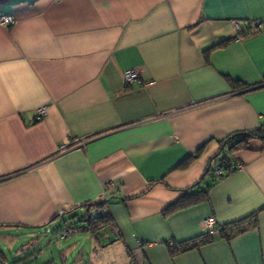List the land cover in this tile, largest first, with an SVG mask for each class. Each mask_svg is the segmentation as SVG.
<instances>
[{"label": "crops", "instance_id": "crops-1", "mask_svg": "<svg viewBox=\"0 0 264 264\" xmlns=\"http://www.w3.org/2000/svg\"><path fill=\"white\" fill-rule=\"evenodd\" d=\"M4 14L0 230L31 237L20 264H264V138L231 154L235 171L206 174L219 141L264 123V0H0ZM196 184L207 200L166 211ZM96 202L108 219L86 228Z\"/></svg>", "mask_w": 264, "mask_h": 264}, {"label": "trees", "instance_id": "trees-1", "mask_svg": "<svg viewBox=\"0 0 264 264\" xmlns=\"http://www.w3.org/2000/svg\"><path fill=\"white\" fill-rule=\"evenodd\" d=\"M259 23L262 24L263 22L262 23L261 22H255V26H257V24H259ZM258 30H260V29H258ZM258 30H255V31H258ZM250 33H251V27L248 26L243 31H240L236 36L222 40V41L210 46L209 48L205 49L203 52L205 59H207V54L211 49L217 48V47H222L225 44H227L230 40L235 39L238 36L244 37ZM226 80L232 86H240L241 85V82H239L238 80L234 81V80H231L229 78H226ZM256 138L257 139H263L264 138V123L258 127L250 129V130L233 132L232 134L228 135L223 140L219 141L218 152L216 153V155L212 158V160L208 164L206 174L210 173V175H212V177L214 179H218V178L224 177L225 175H228L229 173L235 171L237 169L236 168L237 162L233 160L231 154L238 151V150L248 148L249 140L256 139ZM202 148H203V145L198 147L194 151L193 154H191L190 156L185 158L181 164L176 166V168L186 167L189 160H191L192 158H194L200 154V152L202 151ZM215 169H219V171H220L219 175H216L214 173ZM198 184L192 186V188L198 187ZM208 187L209 186L206 185L202 189L198 187L193 192L184 193L182 198H180L174 204L168 206L166 211H168V212L174 211L176 209H180L182 207L189 206V205H195L197 203H201V202L207 200V198H208ZM101 205H102V203H100V202L83 205V207L85 208V215H84L83 219L85 220L86 223H88V224H86L87 225L86 228L95 227L98 223H103L104 221H106V219H108L107 214H105V215L102 214V215H99L97 217H92L88 214V212L90 210L89 207L101 208ZM254 215L255 214L253 213L250 216H247L241 220H238V221L233 222L231 224L222 226L221 230L219 231L220 236L225 238V239H229V238H231L237 234L242 233L247 228H249L253 224V222H255V220H254L255 216ZM60 227H63V225ZM76 228L77 227L74 226L72 229H76ZM212 240H213L212 235L203 234L202 236L197 237L195 239H191V240L184 241V242H172L170 245L169 244H167V245H168V249H169L170 254L175 255V254H178L180 252L187 251V250H190L192 248H196L197 246H199L201 244L209 243Z\"/></svg>", "mask_w": 264, "mask_h": 264}, {"label": "rangeland", "instance_id": "rangeland-1", "mask_svg": "<svg viewBox=\"0 0 264 264\" xmlns=\"http://www.w3.org/2000/svg\"><path fill=\"white\" fill-rule=\"evenodd\" d=\"M82 213L85 214V212ZM20 234L21 231H15V229L0 230V264L5 262L8 264H20L22 258H28V253L32 254L31 245H29L31 237H24ZM43 251L44 253L47 252V248L43 249ZM42 261L43 259L39 258L36 263L30 261L27 264H39Z\"/></svg>", "mask_w": 264, "mask_h": 264}, {"label": "built area", "instance_id": "built-area-1", "mask_svg": "<svg viewBox=\"0 0 264 264\" xmlns=\"http://www.w3.org/2000/svg\"><path fill=\"white\" fill-rule=\"evenodd\" d=\"M14 23V18L12 15L10 14H4L0 16V24L4 25V26H10ZM234 27L237 29L238 26L237 24H233ZM251 28L253 30H258L261 28V24H257V26H255V22H253V24H251ZM138 72L134 69H130V70H126L123 72V81L124 83L127 84H131L133 82H137L138 81ZM35 120H39L40 118H42L45 114V108L39 107L36 109L35 112ZM240 164L236 163V168H239ZM214 173L216 175L220 174L219 169H215ZM104 212L102 210H99L97 208H92L89 210L88 214L92 217H97L99 215H102ZM201 227L202 229L208 230L210 233H212L214 231L213 229V222L212 219H205L204 221L201 222ZM2 264H8V263H2Z\"/></svg>", "mask_w": 264, "mask_h": 264}, {"label": "flooded vegetation", "instance_id": "flooded-vegetation-1", "mask_svg": "<svg viewBox=\"0 0 264 264\" xmlns=\"http://www.w3.org/2000/svg\"><path fill=\"white\" fill-rule=\"evenodd\" d=\"M104 212V211H103ZM104 214V213H103Z\"/></svg>", "mask_w": 264, "mask_h": 264}]
</instances>
